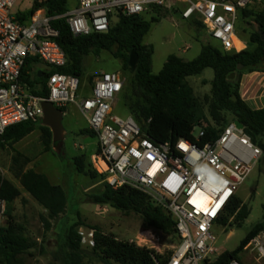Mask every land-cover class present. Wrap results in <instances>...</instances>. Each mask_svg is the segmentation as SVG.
I'll return each mask as SVG.
<instances>
[{"label": "built area", "instance_id": "1", "mask_svg": "<svg viewBox=\"0 0 264 264\" xmlns=\"http://www.w3.org/2000/svg\"><path fill=\"white\" fill-rule=\"evenodd\" d=\"M21 1L32 6L42 0H0V135L13 125L41 122L43 102L58 109L75 105L98 139L93 155L94 169L113 190L129 186L164 206L176 221L180 239L172 255L158 264H213L221 255L215 230L239 187L253 172L262 149L231 122L214 141L203 146L181 139L175 144H157L130 115L115 113V104L124 87L118 72L95 77L91 95L80 102L77 77L51 70L64 68L67 58L56 42L59 32L52 28L45 10L35 12L21 23L14 8ZM73 8L58 16L74 36L107 33L118 15L141 16L153 9L179 10L182 19L197 21L225 52L240 53L248 45L240 39L241 12L263 6L264 0H75ZM42 12V16L38 14ZM19 13V12H18ZM22 13V12H20ZM35 59L46 73L48 97L30 93L23 72L26 62ZM205 135L199 133V138ZM6 204L0 200V228L4 226ZM82 242L94 246V231ZM130 243L155 254L161 253L160 238L145 230ZM256 264H264V231L246 246ZM229 264H244L232 261Z\"/></svg>", "mask_w": 264, "mask_h": 264}, {"label": "trees", "instance_id": "2", "mask_svg": "<svg viewBox=\"0 0 264 264\" xmlns=\"http://www.w3.org/2000/svg\"><path fill=\"white\" fill-rule=\"evenodd\" d=\"M70 1L42 0L35 3L29 11L17 13V20L21 23L29 20L41 9L45 10L49 18H56L51 21V26L59 32L56 42L66 55L67 65L64 68L51 70L50 74L58 72L71 75L77 77L81 83V79L85 76L86 59L91 55L99 57L103 51L109 52L114 59L122 63L124 72L132 75L129 85L126 77L123 76L125 82L119 97L123 108L155 143L175 144L184 139L203 146L216 140L231 122L238 121L244 126V132L252 142L264 150L262 141L264 108H251L240 94L241 79L246 72L264 71V3L260 10L248 8L241 12L240 24L246 22L250 26L253 24L257 26V30L249 35V43L252 47L235 53L225 52L210 44L203 45L196 59L185 61L176 55H170L162 70L158 74H153L154 49L145 45L143 39L150 31L151 25L159 20L158 18L148 21L143 15L120 14L117 16L118 22L115 26L112 25L113 20L111 21L107 33L74 36L67 22L64 19H57L69 10ZM156 11L161 12L160 9ZM192 23L203 29L201 23L197 21ZM132 50L138 55V63L134 71L129 67ZM40 66L41 63L35 59L27 60L22 80L30 86V93L47 98L48 73L40 69ZM208 68L214 71L211 92L200 100L196 97L188 78L199 76ZM42 73L44 77L39 76ZM89 81L92 88L93 77ZM62 111L65 114L66 109ZM36 128L37 123L34 122H23L7 128L0 135V149L13 148L34 133ZM40 130L44 149L49 152L54 146L52 133L42 125ZM201 131H204L205 135L199 138L198 142L197 137ZM81 134L97 138L89 128L82 130ZM15 161L17 163L18 158ZM73 164L77 173L104 180L91 168V165L85 164L82 156L75 157ZM15 174L23 191L48 213V220L55 221L65 212L68 196L60 185H54L46 175L34 170H18ZM20 196L21 190L0 175V200L6 204V224L0 228V264H24L23 257L36 246V242L26 235L25 227L18 223L12 214V204ZM92 199L95 204H104L125 214L139 216L145 229L171 236L179 244L174 217L148 194L129 186L113 190L105 184L103 191L92 196ZM249 215L248 206L236 195L218 224L228 228L234 226L240 228ZM46 224L49 228L48 221ZM82 227L94 231V246L90 248L91 254L103 264H158L160 261L167 262L172 255L171 253L164 258L129 241H121L113 235L104 234L98 227L78 221L65 230L59 244L56 259L63 264H89L79 233ZM262 231L264 224L254 226L237 249L222 253L213 264L241 262L240 253Z\"/></svg>", "mask_w": 264, "mask_h": 264}, {"label": "rangeland", "instance_id": "3", "mask_svg": "<svg viewBox=\"0 0 264 264\" xmlns=\"http://www.w3.org/2000/svg\"><path fill=\"white\" fill-rule=\"evenodd\" d=\"M75 5V0L69 2V8H73ZM31 8V2L21 1L13 12L14 14L27 12ZM260 9H262L261 4L253 6V10ZM160 10L161 12H157L156 9H153L150 13L143 15L148 21H151L152 18L159 19L151 25L150 31L143 39L145 45L154 49L153 74H158L162 70L170 55H176L185 61H192L199 56L203 45L210 44L215 48H220L219 43L210 38L203 29L193 25L191 21L182 19L179 10ZM117 22V18H114L112 25L115 26ZM238 30L240 39L248 47H252V44L249 43V35L257 30V26L255 24L250 26L243 22L239 24ZM39 68L43 69L44 67L40 66ZM108 72L120 73L126 77L129 85L132 75L129 72L125 73L122 63L114 59L109 52L103 51L99 57L89 56L85 61V76L81 79L78 101L80 102L91 95V82L89 81L91 77L94 81L99 74ZM213 78L214 71L210 68L204 70L199 76L188 78L196 97L200 100L210 94ZM121 101L119 98L116 102L115 113L125 117L127 113ZM206 114L209 118L207 110ZM63 124L66 134L60 152H57L53 147L51 151H45L41 138V122L37 123L34 133L14 145L13 148L0 149V175L21 190V196L12 204V214L16 221L25 227L26 235L36 242L35 248L23 257L24 264H63L56 259L59 244L65 230L78 221L88 226L98 227L104 234L113 235L121 241H134L145 230H149L144 228L141 218L135 214H125L107 205L94 203L92 196L101 193L106 183L99 177L93 179L90 176L77 173L73 159L82 156L85 164L91 165L95 171L92 158L99 149L98 139L81 134L82 130L89 128V125L75 105L67 107ZM262 141L264 142V136ZM15 158H18L17 163ZM18 170H34L44 174L51 183L60 185L65 190L68 196L67 209L57 220H48V213L45 209L23 191L15 174ZM236 195L248 206L250 215L240 228L234 226L229 227L226 231L215 230L221 254L237 249L254 226L264 224V150H262L253 172L239 187ZM46 219L49 222V228ZM5 224L6 217H4ZM80 231L84 232L86 237L91 232L85 227L80 228ZM156 234L161 242L160 255L167 258L178 245V241L171 236L157 232ZM82 244L86 250L89 264H103L91 254L92 246L89 243L82 242ZM246 249L247 247L239 255L241 261L244 264H256L254 255Z\"/></svg>", "mask_w": 264, "mask_h": 264}, {"label": "water", "instance_id": "4", "mask_svg": "<svg viewBox=\"0 0 264 264\" xmlns=\"http://www.w3.org/2000/svg\"><path fill=\"white\" fill-rule=\"evenodd\" d=\"M137 63L138 55L135 50H132L129 57V67L132 71L136 69ZM39 76L44 77V74L42 73ZM42 106L44 117L41 121V125L50 129L54 144L53 148L57 152H60L66 134L63 124L64 113L61 109L56 108L51 102H43ZM235 124L238 129H244V126L240 122L236 121Z\"/></svg>", "mask_w": 264, "mask_h": 264}, {"label": "crops", "instance_id": "5", "mask_svg": "<svg viewBox=\"0 0 264 264\" xmlns=\"http://www.w3.org/2000/svg\"><path fill=\"white\" fill-rule=\"evenodd\" d=\"M240 94L242 99L251 108L263 109L264 108V71L246 72L241 79Z\"/></svg>", "mask_w": 264, "mask_h": 264}, {"label": "bare ground", "instance_id": "6", "mask_svg": "<svg viewBox=\"0 0 264 264\" xmlns=\"http://www.w3.org/2000/svg\"><path fill=\"white\" fill-rule=\"evenodd\" d=\"M43 15V13L42 12H40L39 14H38V16H42Z\"/></svg>", "mask_w": 264, "mask_h": 264}]
</instances>
